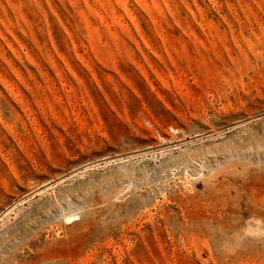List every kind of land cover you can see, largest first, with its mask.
Masks as SVG:
<instances>
[{
    "label": "rangeland",
    "instance_id": "374dc122",
    "mask_svg": "<svg viewBox=\"0 0 264 264\" xmlns=\"http://www.w3.org/2000/svg\"><path fill=\"white\" fill-rule=\"evenodd\" d=\"M0 264H264V0H0Z\"/></svg>",
    "mask_w": 264,
    "mask_h": 264
},
{
    "label": "bare ground",
    "instance_id": "6f19581e",
    "mask_svg": "<svg viewBox=\"0 0 264 264\" xmlns=\"http://www.w3.org/2000/svg\"><path fill=\"white\" fill-rule=\"evenodd\" d=\"M66 221L69 223H73L74 221L78 220L77 214L76 215H70L65 218Z\"/></svg>",
    "mask_w": 264,
    "mask_h": 264
}]
</instances>
